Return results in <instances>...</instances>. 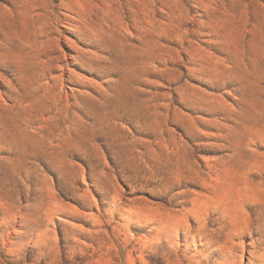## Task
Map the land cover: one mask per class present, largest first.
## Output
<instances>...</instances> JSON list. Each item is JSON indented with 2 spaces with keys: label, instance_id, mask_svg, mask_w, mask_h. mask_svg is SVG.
<instances>
[{
  "label": "rangeland",
  "instance_id": "374dc122",
  "mask_svg": "<svg viewBox=\"0 0 264 264\" xmlns=\"http://www.w3.org/2000/svg\"><path fill=\"white\" fill-rule=\"evenodd\" d=\"M0 264H264V0H0Z\"/></svg>",
  "mask_w": 264,
  "mask_h": 264
}]
</instances>
